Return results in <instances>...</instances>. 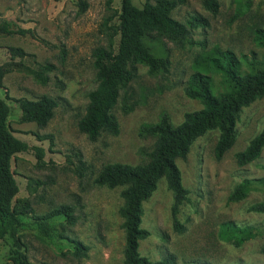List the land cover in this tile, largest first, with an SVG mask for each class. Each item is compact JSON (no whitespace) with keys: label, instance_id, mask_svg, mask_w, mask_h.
I'll return each mask as SVG.
<instances>
[{"label":"rangeland","instance_id":"374dc122","mask_svg":"<svg viewBox=\"0 0 264 264\" xmlns=\"http://www.w3.org/2000/svg\"><path fill=\"white\" fill-rule=\"evenodd\" d=\"M155 1L149 0L152 4ZM204 1L187 0L172 12V17L188 29L181 41L164 36L151 41L153 50L167 59V68L150 75L145 66L136 65L135 79L126 92L120 93L112 111L119 134L102 133L96 141H90L79 131L78 122L85 113L88 94L97 86L92 52L107 47L104 23L111 17L108 26L118 24L120 0H112V10L106 7V0H0V24L9 22L26 31L0 34V67L11 61L10 47L26 53L24 58H14L12 62L19 65L0 79V97L10 108L7 125L14 136L45 151L43 162L32 153L17 154L11 162L19 185L12 201L22 222L18 237L31 264H121L124 234L119 210L125 187L96 186L94 178L106 164L144 163L142 152H149L155 142L144 130L164 115L177 126L185 113L201 109L197 100L185 94L191 75L197 71V57H214L217 51L231 50L237 57L261 60L263 50L254 43L253 31L264 29V0H217L219 11L215 16L205 9ZM81 2L86 3L84 11ZM132 2L141 8L145 0ZM196 16L207 19L209 26L191 28L188 21ZM118 40L114 39V51ZM45 65L52 69L46 73L48 82L43 86L27 69L38 70ZM211 78L215 93L221 92L220 76ZM41 96L58 103L43 129L22 123L17 103L19 99L36 100ZM125 102L133 105L128 113L122 110ZM263 126L261 98L242 109L236 141L222 159L214 157L218 131L212 130L193 143L185 159L176 161L188 192L175 215L184 229H174V196L161 179L143 203L141 227L150 235L139 243L141 256L156 262L173 255L176 264H264V214L250 210L264 203V187L252 190L242 201L228 200L242 179L264 178V148L246 166L240 167L235 161V155ZM35 135L47 139L38 141ZM29 180L45 185L30 192ZM60 205L73 208V225H67L62 215L44 219ZM228 221L240 227L251 226L257 235L240 247L222 241L218 228ZM72 240L88 248L85 257L75 256ZM10 244L9 239L0 242V264L8 262Z\"/></svg>","mask_w":264,"mask_h":264},{"label":"trees","instance_id":"16d2710c","mask_svg":"<svg viewBox=\"0 0 264 264\" xmlns=\"http://www.w3.org/2000/svg\"><path fill=\"white\" fill-rule=\"evenodd\" d=\"M187 0H156L153 4L145 0L143 7H136L132 0H120L118 24L108 26L111 17L104 23L108 45L92 52L93 69L95 70L96 88L88 94V103L83 117L78 122V129L90 141H96L102 133L111 136L119 134V124L113 115V109L121 92H126L130 83L136 77V65H143L150 75H157L167 68L168 61L161 52L153 50L156 36H164L170 41L179 42L188 33L186 25L172 17V12ZM112 0H106V7L111 9ZM81 11L86 9V3L81 2ZM205 9L213 16L219 11L217 0H205ZM112 10V9H111ZM191 28H207L208 20L196 16L188 21ZM18 26L9 22L0 24V34H25ZM118 37L117 50L114 51V39ZM254 43L263 50L261 60H247L237 57L231 50L217 51L214 57L199 56L194 60L197 69L185 88V94L197 100L201 109L185 113L183 121L173 126L167 116L148 128L145 133L154 137L153 148L142 152L146 161L139 165L111 163L104 165L93 183L96 186L114 189L125 187L121 193L123 205L119 210L124 234L123 259L121 264H176L173 255H167L163 260L153 262L139 254V243L150 233L141 227L143 203L157 188L161 179L173 193L174 203L171 208L173 225L176 231L184 228L176 220L178 205L186 199L187 190L182 185L181 172L177 166L178 159H185L193 143L208 131L217 130L218 138L214 146V157L220 160L233 147L236 136V124L243 108L250 106L256 100L264 98V29L255 28ZM10 62L0 67V79L11 71L14 58H24L26 53L15 47L8 49ZM247 66V70L244 69ZM52 67L39 66L38 70L27 69L33 79L40 85H46V73ZM208 72L209 75L205 74ZM211 75L221 78L222 91L215 93ZM21 111L22 123H33L39 129L47 126L54 116L57 101L48 96L36 100H17ZM133 105L127 102L123 112L128 113ZM10 108L0 97V242L11 240L8 262L4 264H31L22 250L18 230L22 226L19 214L12 206L13 199L19 193V185L14 178L11 162L15 155L32 153L38 162H43L45 151L39 146H30L27 142L13 135L7 125ZM38 141L47 139L35 135ZM264 148V126L254 136L246 148L235 155L236 164L246 166L256 160ZM79 163L84 165L79 157ZM45 183L29 180V190H35ZM259 187H264V178L242 179L235 185L228 200L239 202ZM30 190V192H31ZM251 211L264 214V203L256 204ZM28 213V212H26ZM64 216L66 224L75 223L73 208L60 205L48 212L44 219ZM218 238L229 240L235 247L253 239L257 234L251 226L240 227L233 222H223L218 228ZM74 254L85 257L87 247L80 241L72 240Z\"/></svg>","mask_w":264,"mask_h":264}]
</instances>
